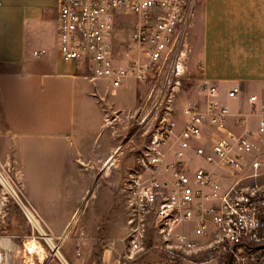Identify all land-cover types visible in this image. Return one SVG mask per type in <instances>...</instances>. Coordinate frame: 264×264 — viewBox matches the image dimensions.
<instances>
[{
	"label": "crops",
	"instance_id": "crops-1",
	"mask_svg": "<svg viewBox=\"0 0 264 264\" xmlns=\"http://www.w3.org/2000/svg\"><path fill=\"white\" fill-rule=\"evenodd\" d=\"M0 1V150L20 162L26 192L58 245L55 258L38 257L37 263L169 264L152 248L125 258L128 226L120 190L135 160L122 166V146L106 131V109L96 95L104 81L91 82L59 53V0ZM187 41L196 85L178 119L185 120L184 110L194 103L205 109L201 84L209 81L230 109L228 126L237 135L256 132L264 120V0H197ZM39 49L46 53L36 57ZM234 86L241 92L229 98ZM180 131L164 145L170 161ZM254 160L264 173V139L245 155L246 172ZM208 168L224 188L234 182L229 168ZM7 247L10 264H27L25 250Z\"/></svg>",
	"mask_w": 264,
	"mask_h": 264
},
{
	"label": "built area",
	"instance_id": "built-area-1",
	"mask_svg": "<svg viewBox=\"0 0 264 264\" xmlns=\"http://www.w3.org/2000/svg\"><path fill=\"white\" fill-rule=\"evenodd\" d=\"M196 4L197 0H59V53L75 62L91 82L104 81L114 88L131 78L151 81L163 74L170 99L184 73ZM122 23L129 24L132 44L118 54L116 35ZM45 53L46 49L34 51L36 57ZM201 89L208 102L205 109L194 103L184 110L175 160L166 158L164 145L178 124L165 115L123 181L120 193L129 245L125 258L152 248L170 262L202 255L223 264H264V184L247 183L260 176L261 161H252L251 173L244 172L245 155L264 139V120L256 132L237 135L228 126L230 109L220 101L218 86L205 81ZM240 92V86H234L228 97ZM216 164L231 171L234 182L227 188L208 168ZM5 194L24 208L20 187ZM27 209L38 214L29 205ZM24 213L34 225V215L26 208ZM7 241L0 240V264H10Z\"/></svg>",
	"mask_w": 264,
	"mask_h": 264
},
{
	"label": "rangeland",
	"instance_id": "rangeland-1",
	"mask_svg": "<svg viewBox=\"0 0 264 264\" xmlns=\"http://www.w3.org/2000/svg\"><path fill=\"white\" fill-rule=\"evenodd\" d=\"M188 41L186 48L187 65L184 67V73L180 77V86L176 89L174 93L175 96H172L170 99L169 95H165L168 89H166L167 85H165L163 74L151 81H139L131 78L125 81L119 88H114L106 82L102 83L100 86L97 84L96 95L104 103V108L106 109V131L113 140L118 141L122 146V166L125 167L132 163V161L134 162V160L136 164L138 154L143 153L145 148L149 146L159 121L165 115L166 117L170 116L171 119L180 122L175 130H179L183 127L185 120L178 119L179 115L182 113L181 108L184 107V103L188 99L193 97L196 85L194 81L195 71L193 65L190 60L188 63L190 56V42L188 44ZM116 42L121 44V47H116L118 54L120 52L124 53L131 47L132 41L129 36V24L122 23L118 26ZM165 90L166 92H164ZM10 157V152L6 154V152L0 150V174L5 176L15 187H20L22 189L24 193L23 200L38 213L37 215L45 229L39 212L35 210L34 202L26 192L25 178L22 173L20 162L9 160ZM27 163H29L28 169L31 170L34 168V161ZM31 172L32 171H29L30 174H33ZM244 172L247 174L251 173L249 170ZM259 172V177L249 179L247 183L264 184V173L261 171V168ZM125 178L126 177H124L123 181ZM30 180L32 183H30L29 189L33 190L34 177L32 176ZM4 191L5 187L0 183V240L8 239V243L12 244V246H20L22 253L25 250V253L28 254L26 258L27 264H38V257L42 262H44V260L47 262L55 258V254L58 251L57 242L54 241L53 238L49 239L48 236L50 235L47 232H45V234L47 233L46 235L42 234L41 230L32 225L26 218L24 208L12 196L8 195L7 197ZM13 251L14 250H10V254L18 253L17 251ZM161 256L165 259L162 254ZM166 261L169 264H177V261ZM178 263L223 264V262L212 261L208 257L202 255H188L183 261Z\"/></svg>",
	"mask_w": 264,
	"mask_h": 264
},
{
	"label": "bare ground",
	"instance_id": "bare-ground-1",
	"mask_svg": "<svg viewBox=\"0 0 264 264\" xmlns=\"http://www.w3.org/2000/svg\"><path fill=\"white\" fill-rule=\"evenodd\" d=\"M0 182L5 186V191H4V194H5V192H7V191H12V188H14V186H13V184L5 177V176H3L2 174H0ZM22 201H24V200H22ZM22 203V205H24V208H26V211L28 212V214H33L34 215V217H32V221H33V224H34V226L35 227H37L39 230H41L42 231V234H45V232H46V230L44 229V227H43V225H42V222H41V220L38 218V216L37 215H35L34 213H32L29 209H27V207H28V205L26 204V202H21ZM47 234V233H46ZM45 234V235H46ZM49 237V239H52V236L50 235V236H48ZM48 237H47V239H48ZM41 250L43 251V249L41 248ZM40 250V251H41ZM41 251V252H42ZM42 255H44V254H42ZM44 257V256H43ZM42 257V258H43Z\"/></svg>",
	"mask_w": 264,
	"mask_h": 264
},
{
	"label": "trees",
	"instance_id": "trees-1",
	"mask_svg": "<svg viewBox=\"0 0 264 264\" xmlns=\"http://www.w3.org/2000/svg\"><path fill=\"white\" fill-rule=\"evenodd\" d=\"M177 264H180V263L177 262Z\"/></svg>",
	"mask_w": 264,
	"mask_h": 264
}]
</instances>
